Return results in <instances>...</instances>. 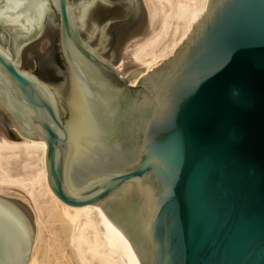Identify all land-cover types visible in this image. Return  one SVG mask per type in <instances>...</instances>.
<instances>
[{
	"label": "water",
	"instance_id": "water-1",
	"mask_svg": "<svg viewBox=\"0 0 264 264\" xmlns=\"http://www.w3.org/2000/svg\"><path fill=\"white\" fill-rule=\"evenodd\" d=\"M157 24L145 0H0V141L45 140L53 192L102 206L141 264H264V0H208L132 85ZM35 234L0 195V264Z\"/></svg>",
	"mask_w": 264,
	"mask_h": 264
},
{
	"label": "bare ground",
	"instance_id": "bare-ground-1",
	"mask_svg": "<svg viewBox=\"0 0 264 264\" xmlns=\"http://www.w3.org/2000/svg\"><path fill=\"white\" fill-rule=\"evenodd\" d=\"M145 1L158 24L156 32L131 54L133 60L147 66L142 76L159 60L174 55L204 16L208 3ZM121 60L118 71L123 69ZM142 76L130 80L131 84L136 85ZM21 136L22 141H0V195L21 198L34 214L36 234L26 264H141L130 240L113 225L102 206H72L53 192L46 141Z\"/></svg>",
	"mask_w": 264,
	"mask_h": 264
},
{
	"label": "rangeland",
	"instance_id": "rangeland-1",
	"mask_svg": "<svg viewBox=\"0 0 264 264\" xmlns=\"http://www.w3.org/2000/svg\"><path fill=\"white\" fill-rule=\"evenodd\" d=\"M120 63H122V60L121 61H119V64ZM119 64L115 67V68H117L118 66H119ZM129 72H131V71H129ZM128 72V75L130 74ZM143 75V73H141L140 75H139V77H141ZM127 77V76H126ZM125 78V77H124ZM134 80V79H133ZM129 81H130V79H129ZM130 83H132V81H130ZM12 129H14V130H16V132H17V134H18V136L21 138V139H23V137L20 135V133L18 132V130L16 129V127H12ZM14 142V141H13ZM14 198V197H13ZM17 198V197H16ZM18 199H20L21 201H23V202H25L24 200H22L21 198H18ZM26 203V202H25ZM27 204V203H26ZM28 205V204H27ZM28 207L30 208V206L28 205ZM31 209V208H30ZM32 211V210H31ZM33 213V212H32ZM33 217H34V214H33ZM35 222V221H34Z\"/></svg>",
	"mask_w": 264,
	"mask_h": 264
}]
</instances>
